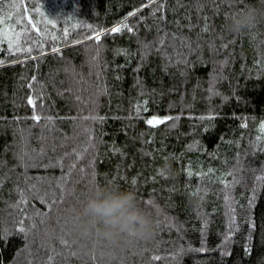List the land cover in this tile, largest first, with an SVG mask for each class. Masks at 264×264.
<instances>
[{
    "label": "trees",
    "instance_id": "16d2710c",
    "mask_svg": "<svg viewBox=\"0 0 264 264\" xmlns=\"http://www.w3.org/2000/svg\"><path fill=\"white\" fill-rule=\"evenodd\" d=\"M250 5L0 0V264H264V19L225 27ZM109 181L159 228L93 260L71 209Z\"/></svg>",
    "mask_w": 264,
    "mask_h": 264
},
{
    "label": "clouds",
    "instance_id": "9594fccd",
    "mask_svg": "<svg viewBox=\"0 0 264 264\" xmlns=\"http://www.w3.org/2000/svg\"><path fill=\"white\" fill-rule=\"evenodd\" d=\"M264 19V7L250 5L226 18L229 32L252 30ZM80 253L89 259L103 260L134 241L152 239L159 228L152 215L141 205L137 193L109 181L96 184L87 199L71 209Z\"/></svg>",
    "mask_w": 264,
    "mask_h": 264
},
{
    "label": "snow or ice",
    "instance_id": "6c2138e0",
    "mask_svg": "<svg viewBox=\"0 0 264 264\" xmlns=\"http://www.w3.org/2000/svg\"><path fill=\"white\" fill-rule=\"evenodd\" d=\"M13 19L14 18L11 15H9L5 19H0V25H4L7 23V21H11ZM119 30H120L119 28L112 29L113 32H117ZM11 32H13V30L10 27H5L3 33L0 34V42H4V40H7L9 43H11L12 40H15L16 39L15 35H12L11 38H9V33ZM29 103H32V101H29ZM160 122H163V121H158L155 119L147 121L148 124H154V123H160ZM261 128L264 129V125H261ZM133 183H135V181H133Z\"/></svg>",
    "mask_w": 264,
    "mask_h": 264
}]
</instances>
